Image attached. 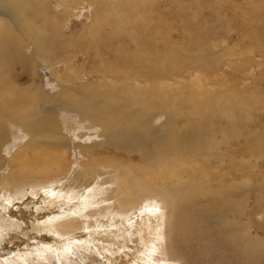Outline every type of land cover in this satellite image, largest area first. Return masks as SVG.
<instances>
[{
    "label": "rangeland",
    "instance_id": "obj_1",
    "mask_svg": "<svg viewBox=\"0 0 264 264\" xmlns=\"http://www.w3.org/2000/svg\"><path fill=\"white\" fill-rule=\"evenodd\" d=\"M26 1L35 36L27 43L10 30L12 64L3 63L0 54V84L18 85L22 99L27 89H42L24 107H34V121L43 129L38 136L0 125V198L7 202L9 193L1 189L2 176L33 152L44 158L57 151L65 166L51 163L50 176H27L18 182L23 189L72 184L75 168L87 179L97 174V181L84 192L76 186L63 194L67 211L54 220L44 203L36 213L48 220L20 224L19 235L32 238L22 248L7 244L13 253L0 264H153V258L154 264H264V0ZM36 36L59 61L53 69L70 83L72 98L86 100L110 133L126 130L124 140L136 138V146L129 141L117 148L108 142L112 136L102 140L95 134L89 118L65 111L68 95L49 71L39 76L41 66L21 75L19 60L32 62L29 44ZM5 86L0 85V105L6 110L4 99H15L17 92ZM52 126L55 135H48L44 129ZM204 136L205 143L218 142L219 151H207L210 142L197 149ZM107 174L111 183L102 185ZM119 176L123 185L116 197L112 189ZM117 200L123 209L111 212ZM151 202L157 205L154 218L143 219ZM0 224L2 232L10 227ZM157 227L158 248L152 253L144 243ZM2 234L0 248L7 238Z\"/></svg>",
    "mask_w": 264,
    "mask_h": 264
},
{
    "label": "bare ground",
    "instance_id": "obj_2",
    "mask_svg": "<svg viewBox=\"0 0 264 264\" xmlns=\"http://www.w3.org/2000/svg\"><path fill=\"white\" fill-rule=\"evenodd\" d=\"M20 3H26L24 5L21 6H16L15 3H14V0H0V48L3 49V51H5L4 54L0 53L2 55V61L3 63H9V61H11V59L13 58V52H10V49L12 48L13 44H14V41H9L11 40L10 36H9V33H10V30L12 29H16L14 30L16 33H19V37H21L23 39V41L27 42L28 43V40H31L30 38L31 37H34L32 36V33L33 31L29 30V19L27 18L26 14L27 12L29 11L28 8H31V4L29 2H27L26 0H19ZM63 4V3H61ZM64 5V4H63ZM66 5V4H65ZM54 22L51 21V23ZM57 22V21H56ZM27 28L26 30L23 31V28ZM32 28V27H31ZM18 35V34H17ZM59 38H63L65 39L62 35H60ZM35 41L32 42L31 44H29V46L31 47L30 49L32 50V54H30V59L32 62H30L29 58L27 59H24L26 62H24V60L22 58L19 59H15V63L18 62V60L21 62H19V65L21 64L22 68H21V75H24L25 72H23V70H28V67L33 66V70L36 69V66L38 67H42V69L44 70V73H40L38 72L39 76L41 77L42 75H45L46 74V71H49L50 74H52L51 76L52 77H55L56 80L58 82H60L62 85V89L63 91H65V94L68 95V99L70 100L71 102V105L69 107V110H65V111H72L74 112V115L76 114V116H78V119L79 120H83L84 118H89V121H91V126L93 127L92 129H97V131L95 132V134L97 133L100 138H102V140H104L106 138V135H109L112 136V141L109 140L108 142L111 143V145H114L115 147L117 148H121V147H124L125 145H127V142L131 141L133 146H136V143H135V139L132 137H127L125 140V134L123 133L124 131L126 130H121V133H118V135H115V133H110V131L107 130V127L103 124V122H101L100 120H98L95 116V113H96V109L95 108H91V106L89 107V103L88 104H85L87 102H85L86 100H84V102H80L79 101V98L77 100L72 98V94H71V90L69 89L70 87V83H68L67 81H64V80H61V73L60 72H57L53 69V67H58L57 64H60L58 60H55V59H52L49 55H47V44L43 45L41 44V41H40V38L38 36L35 37ZM21 40V39H20ZM67 41V40H66ZM26 45V44H25ZM27 45L24 47L26 49ZM13 49V48H12ZM39 50V51H38ZM18 52V51H17ZM26 52V51H25ZM19 53V52H18ZM22 53V52H21ZM9 54V55H8ZM17 55V54H16ZM18 56V55H17ZM27 56V54H26ZM15 57V55H14ZM0 60V61H1ZM47 60H50L49 62L50 63H47ZM9 64H12L9 63ZM18 64V63H17ZM5 66V65H4ZM9 67V66H8ZM68 67V66H67ZM12 68V66H11ZM71 70V68H69ZM13 71V70H12ZM11 71V72H12ZM65 71H66V68H65ZM64 71V72H65ZM123 71V70H122ZM20 72V71H19ZM34 73V71H32ZM62 72V73H64ZM67 72V71H66ZM130 72V71H128ZM9 73V72H8ZM15 73V72H14ZM13 73V74H14ZM19 74V75H20ZM37 74V73H36ZM66 74V73H64ZM17 76V75H16ZM10 77V76H9ZM13 77V76H12ZM43 77V76H42ZM152 77V76H151ZM63 78V77H62ZM66 78V77H65ZM11 80V79H10ZM31 82L32 85H39V82H35V80H31L29 79ZM67 80V79H66ZM4 82L6 80H3ZM15 81V80H14ZM13 81V82H14ZM4 82H1L0 85H11L10 87L14 90V92L16 91L17 94L15 96V99H9L8 98H5L4 101V105L7 106V109H3L2 106L0 105V125H2V122L3 125H9L10 127L14 124V126H17L20 127L21 129L23 130H26V131H30L32 132L34 135L35 133L38 134L36 131H40L42 132L40 129H43L41 128H38L37 126V121H34L35 118L34 116H37V112H35L34 110V107L31 108V110L27 109L28 111H26V107H24L25 105H27L28 102L31 101V99H35L37 100V96L39 93H41V88L39 87H32L36 90H33V89H27L26 91V95L24 96V99L21 98V96L18 94V85H15V84H5ZM19 82V81H18ZM17 84V83H16ZM58 84V83H57ZM60 85V84H59ZM5 86V87H6ZM29 87V88H31ZM8 88V87H7ZM59 88V87H58ZM5 89V88H4ZM9 89V88H8ZM3 90V89H1ZM0 90V91H1ZM4 91V90H3ZM2 92V91H1ZM15 92V93H16ZM22 96L24 94H21ZM1 96V94H0ZM8 97V96H7ZM75 97V96H74ZM57 98V97H56ZM87 99V98H86ZM83 100V99H82ZM56 101H54L53 104H55ZM85 105H84V104ZM64 111V112H65ZM65 114V113H64ZM64 114L61 112V116L60 117H63ZM58 117H59V114H58ZM65 118V117H64ZM75 118V117H74ZM10 119H13L12 121ZM45 122L46 123V119L45 118ZM10 120V121H9ZM51 120V119H50ZM63 120V119H62ZM67 120V119H66ZM86 120V119H85ZM55 121V120H54ZM52 121V122H54ZM57 121V119H56ZM75 121H77L75 119ZM87 121V120H86ZM42 122V123H43ZM50 122V123H52ZM84 122V121H82ZM49 124V121L47 122ZM57 123V125L59 126L60 123L59 121L58 122H55ZM59 123V124H58ZM65 123V122H64ZM74 123V122H73ZM39 124V123H38ZM85 124V123H84ZM89 124V123H88ZM6 126V127H7ZM45 126V124H44ZM13 127V126H12ZM53 127V126H52ZM66 128V127H65ZM76 128V127H75ZM6 129V128H5ZM80 129V128H79ZM86 129V128H85ZM18 130V129H17ZM78 130V129H77ZM25 131V132H26ZM38 131V132H39ZM44 131H47L49 134L48 135H55V128L53 127V129H50L48 127H46L44 129ZM43 131V132H44ZM57 131V130H56ZM60 131V130H58ZM20 132V131H19ZM24 132V131H23ZM24 132V133H25ZM77 132V131H76ZM90 132V131H88ZM94 132V131H93ZM21 133V132H20ZM45 133V132H44ZM4 134V133H3ZM2 134V135H3ZM8 134V132H7ZM23 134V133H22ZM26 134V133H25ZM58 134V133H57ZM75 134V133H74ZM80 134V133H79ZM81 137L79 138H82L83 136H85L86 134L83 132ZM96 134V135H97ZM111 134V135H110ZM24 136V135H23ZM22 136V137H23ZM27 136V135H26ZM29 136V135H28ZM39 136V134H38ZM60 137V134L58 135ZM57 136V138H58ZM93 136V135H92ZM249 136V135H248ZM42 137V135H41ZM52 137V136H51ZM87 137V136H86ZM90 137V136H88ZM154 138H156L157 136H153ZM35 138V137H34ZM40 138V137H39ZM43 138V137H42ZM61 138V137H60ZM99 138V139H100ZM204 138H206V136H204L202 139H197V149H201L203 143L204 142ZM223 138V137H222ZM21 139V138H20ZM24 139V138H23ZM27 139V138H26ZM59 139V138H58ZM64 139V138H63ZM62 139V140H63ZM90 139V138H89ZM88 139V140H89ZM93 139V138H92ZM212 139V138H211ZM252 139V138H251ZM19 140V139H18ZM38 140V139H36ZM41 140V139H40ZM49 140V139H48ZM51 140V139H50ZM65 140V139H64ZM80 140V139H79ZM78 140V141H79ZM87 140V142H88ZM107 140V139H106ZM122 140V142H121ZM124 140V141H123ZM26 141V140H25ZM30 141V140H29ZM92 141V140H90ZM20 142V141H19ZM33 142V141H32ZM36 142V141H35ZM43 142V141H42ZM54 142V141H53ZM61 142V141H60ZM210 142V141H208ZM205 143V145L208 144ZM214 142V141H213ZM210 142V146L207 147V146H203V147H207V151H211L212 149H216L218 150V142ZM22 143V142H21ZM83 143V142H82ZM90 143V142H88ZM106 143V142H105ZM26 144V143H25ZM46 144V143H45ZM63 141H62V144L60 143V145L58 144V146L61 148H63ZM79 144V143H78ZM254 144V143H253ZM19 145V144H18ZM29 145V143H28ZM44 145V144H43ZM91 145V144H90ZM102 145V144H101ZM213 145V146H212ZM20 146V145H19ZM39 146V145H38ZM141 148H143V144L141 142L140 144ZM239 146V145H237ZM18 146H16L17 148ZM202 147V148H203ZM8 148V147H7ZM22 148V147H20ZM59 148V149H60ZM221 148V147H220ZM13 149V148H12ZM30 149V148H29ZM55 149V148H54ZM58 149V147H57ZM49 150V149H48ZM61 150V149H60ZM59 150V151H60ZM247 150V149H246ZM63 151V150H62ZM61 151V152H62ZM65 151V150H64ZM219 151V150H218ZM57 152V151H56ZM51 153L47 151V156H45L44 158H40L41 155H38L37 153H34L32 154V156L27 159L26 157L29 155V153L25 156V160L24 159H20V161L16 164V167H15V170L14 171H10L7 175H3V182H2V188L1 189H6L8 190L9 189V193H7L6 197H8L7 199V202H4L3 198H0V201L2 203V207H0V222H3L6 224V222L10 225V227H8L6 230H4V234L7 236L5 240V244L3 246H1L0 248V261L5 259L6 257H8V255H12L13 253V248H9L7 247V244H9L10 242H13V245L14 244H18L19 247L23 245L24 242H26L27 240L31 239L30 236H25V237H21L19 235V233L21 232V230L19 231V225L20 224H27L28 222H34L38 219H43V221H47V217L46 216H42L41 214L39 213H36L37 210H39L41 207L44 206V203L47 204L48 206H45L48 208V212H47V216H51L53 217V220H54V215H59L61 214V211L63 212L64 210H66V208H63L61 205L64 204V200L67 199L66 196L67 194L64 196L63 194L67 193L70 191V193L72 192V190L77 186V187H81L83 189V192L86 191L87 188H90V186H92V184L95 181V178H97V174L94 175V177L92 178H89L87 179V174L86 172H84L83 170L81 169H78V168H75L74 171L72 172V176H70L69 180H74L72 184H68V185H64V186H60L59 187V184L60 182H58L55 186H52L51 188H46V189H40V190H32L31 187H28V188H25L24 189L18 184V182L24 178H26L27 176H38V177H43V176H47L51 171H52V164L54 166V164L57 166V168L59 169V164H60V160L62 159V154H58V153ZM51 153V155H50ZM63 153V152H62ZM66 153V151H65ZM221 153V152H220ZM17 154V153H16ZM19 154V153H18ZM88 154V153H87ZM40 156V157H39ZM66 156V155H65ZM256 156V155H255ZM16 157V156H15ZM14 157V159H16ZM18 157V156H17ZM10 158V157H9ZM12 158V157H11ZM47 159L49 160L47 162ZM261 159H263V157H261ZM37 160V165H34L32 164L33 161ZM242 160V159H241ZM238 161V160H237ZM14 163V162H13ZM52 163V164H51ZM77 163V162H76ZM74 163V164H76ZM72 164V165H74ZM223 164V163H222ZM13 165V164H12ZM63 165V164H62ZM61 166V164H60ZM65 166V165H64ZM63 166V167H64ZM75 166V165H74ZM81 166V165H80ZM3 167V166H2ZM61 166V168H63ZM12 168V167H11ZM89 168V167H88ZM57 169V170H58ZM87 169V167H86ZM56 170V171H57ZM62 170V169H61ZM55 171V172H56ZM58 173V172H57ZM64 173V172H62ZM61 173V174H62ZM109 173V172H108ZM59 174V173H58ZM80 175V176H78ZM89 175V174H88ZM50 176V175H48ZM54 176V175H52ZM75 176L78 177L77 179L79 180V183L77 184L76 182V179H75ZM117 176V175H116ZM177 177V175L175 176ZM48 178V177H47ZM117 178V177H116ZM119 179V182L118 183V187L112 189L114 195L117 197L119 195H117L120 191H121V188H122V185H121V182L123 181L121 176L118 177ZM46 179V178H45ZM112 179V178H111ZM126 179V178H125ZM32 180V179H31ZM100 180V179H99ZM113 181V180H112ZM25 182V180H24ZM40 182V181H38ZM101 182H103L102 185H104L105 182H108V183H111V180H110V177L109 175H105L104 178L101 179ZM21 183V182H20ZM66 183V182H65ZM113 183V182H112ZM116 183V182H115ZM127 183V182H126ZM125 183V184H126ZM96 184V183H95ZM38 185V183H37ZM40 185V184H39ZM61 185V184H60ZM110 185V184H108ZM51 186V185H50ZM126 186V185H125ZM41 187V185H40ZM76 187V188H77ZM75 188V189H76ZM125 188V187H124ZM16 191H15V190ZM78 189V188H77ZM88 190V189H87ZM102 190V189H101ZM127 191V189H125ZM130 190V189H129ZM128 190V192H129ZM125 191V192H126ZM4 192V191H3ZM2 192V193H3ZM107 192V191H106ZM105 192V193H106ZM130 192L132 193V191L130 190ZM18 193V195L16 197H14L16 194ZM73 193V192H72ZM79 193V192H78ZM77 193V194H78ZM127 193V192H126ZM12 195L11 198H9L10 196ZM75 195L76 197L79 195ZM122 194V193H121ZM128 194V193H127ZM130 194V193H129ZM4 196V193L2 194ZM106 197L107 193L104 194ZM109 195V194H108ZM163 195V194H161ZM2 196V197H3ZM74 196V195H73ZM125 196V194H124ZM123 196V197H124ZM139 196V195H138ZM164 196V195H163ZM68 197V196H67ZM80 197V195H79ZM112 197V194L110 192V195H109V198ZM120 197V196H119ZM122 197V196H121ZM130 197V195H129ZM72 198V197H71ZM74 198V197H73ZM98 198V197H97ZM96 198V199H97ZM100 198V197H99ZM98 198V199H99ZM108 198V197H107ZM108 198V199H109ZM107 199V201H108ZM126 199V197H125ZM18 200V201H17ZM74 200V199H72ZM93 200V199H92ZM104 200V199H103ZM95 201V200H94ZM102 201V199H101ZM105 201V200H104ZM111 201V200H110ZM123 201V200H122ZM68 202V201H67ZM85 204L88 202V201H85ZM92 202V201H91ZM70 203V202H69ZM99 203V201H98ZM124 203V202H123ZM152 203V202H151ZM102 204V203H101ZM111 212L115 209H117L118 211L117 212H121L123 208H121V204L119 202V200L116 201V203H111ZM126 204V203H124ZM94 205V204H93ZM105 205V204H103ZM130 205V204H128ZM83 206V204H82ZM85 206V205H84ZM106 206V205H105ZM110 206V204L108 205ZM131 206V205H130ZM62 207V208H61ZM146 208H144L145 210H147L145 216L143 217V219H148L150 220L151 218H154V210L153 208L157 207V205L154 203H152L150 206H145ZM159 207V205H158ZM104 208V207H103ZM110 208V207H109ZM45 209V208H44ZM106 209V208H104ZM108 209V207H107ZM160 209V208H159ZM159 209H157V211H159ZM41 210V209H40ZM39 210V211H40ZM109 210V209H108ZM41 212V211H40ZM119 212V213H120ZM64 213V212H63ZM62 213V214H63ZM123 213V212H122ZM116 214V213H115ZM129 214V212H128ZM160 214V213H159ZM158 214V215H159ZM70 215V213H69ZM158 215H157V224H158V227L160 225H162L160 223V221H158ZM118 217V216H117ZM121 216H119L120 218ZM167 217V216H166ZM125 218V217H124ZM128 218V217H126ZM163 218V217H162ZM59 219V218H58ZM69 219V218H68ZM123 219V218H121ZM130 219V218H129ZM165 219V217H164ZM51 221V219L49 220ZM59 221V220H58ZM63 221V219H62ZM69 222V220H68ZM127 222V220H126ZM46 223V222H44ZM44 223H42L44 225ZM59 223V222H58ZM67 222H65L64 224H66ZM2 224V223H1ZM0 224V238H3V232H2V229H3V225ZM41 224V223H40ZM63 224V225H64ZM58 225V224H57ZM60 225V224H59ZM21 226V225H20ZM34 226V225H33ZM52 226V225H51ZM44 227V226H43ZM47 227V226H46ZM56 227V226H55ZM54 227V229H56ZM60 227V226H59ZM158 227L156 229H154L155 233L153 235L150 234V231H148V240H147V243L145 242V247H149V250L150 252L154 253V249L156 250L158 248V245H157V234H158ZM22 228V227H21ZM26 228V227H25ZM49 228V227H48ZM44 229V228H42ZM46 229V228H45ZM59 229V228H58ZM60 230V229H59ZM147 230V229H145ZM166 230V229H165ZM45 231V230H44ZM35 232V231H34ZM48 232V231H47ZM57 232V231H56ZM49 233V232H48ZM58 233V232H57ZM140 233H144L143 230H140ZM245 233V232H244ZM249 233V232H248ZM114 234V233H113ZM167 235V234H166ZM247 235V234H246ZM250 237V233L248 235ZM160 237V236H159ZM252 237V236H251ZM256 237V236H254ZM5 238V237H4ZM166 238V237H165ZM45 240V239H44ZM258 242V241H257ZM3 243V242H1ZM18 247V248H19ZM22 248V247H20ZM26 251V250H25ZM167 251V249H166ZM241 252V251H240ZM42 253V252H41ZM168 253V252H167ZM169 256V255H168ZM167 257V256H166ZM169 258V257H168ZM155 258H153V260L151 261L153 264L155 263L154 260ZM167 259V258H166ZM170 260V259H169ZM164 262V261H163ZM168 263V262H167ZM176 264V263H175ZM250 264V263H249Z\"/></svg>",
    "mask_w": 264,
    "mask_h": 264
}]
</instances>
